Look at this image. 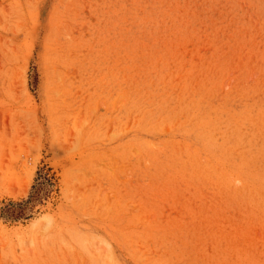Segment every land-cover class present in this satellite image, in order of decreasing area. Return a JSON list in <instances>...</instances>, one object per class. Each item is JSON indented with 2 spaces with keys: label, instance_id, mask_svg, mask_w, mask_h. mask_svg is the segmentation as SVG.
Returning <instances> with one entry per match:
<instances>
[{
  "label": "rangeland",
  "instance_id": "1",
  "mask_svg": "<svg viewBox=\"0 0 264 264\" xmlns=\"http://www.w3.org/2000/svg\"><path fill=\"white\" fill-rule=\"evenodd\" d=\"M0 264H264V0H0Z\"/></svg>",
  "mask_w": 264,
  "mask_h": 264
}]
</instances>
